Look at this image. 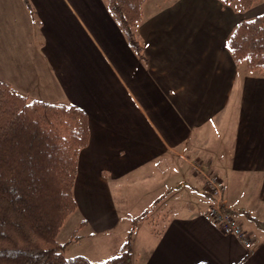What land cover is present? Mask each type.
<instances>
[{"label":"crops","instance_id":"crops-1","mask_svg":"<svg viewBox=\"0 0 264 264\" xmlns=\"http://www.w3.org/2000/svg\"><path fill=\"white\" fill-rule=\"evenodd\" d=\"M235 5L147 0L135 29L141 58L104 0H0V80L87 115L77 207L58 234L75 219L66 251L77 244L95 257L116 255L127 226L146 212L132 264H264V231L246 216L264 222V75L227 48L241 19L264 13V0L244 12ZM198 161L220 178L250 248L207 216ZM137 186L153 195L152 212L138 211ZM89 253L73 255L92 261Z\"/></svg>","mask_w":264,"mask_h":264},{"label":"trees","instance_id":"trees-1","mask_svg":"<svg viewBox=\"0 0 264 264\" xmlns=\"http://www.w3.org/2000/svg\"><path fill=\"white\" fill-rule=\"evenodd\" d=\"M104 1L130 47L143 58L135 29L147 0ZM221 1L235 2L244 12L260 0ZM227 48L235 62L264 75V13L241 19ZM88 142L83 109L29 99L0 80V264H132L134 229L146 212L132 220L119 252L101 262L66 255L70 241L57 239L77 207L73 187L79 153ZM246 216L264 231V222Z\"/></svg>","mask_w":264,"mask_h":264},{"label":"built area","instance_id":"built-area-1","mask_svg":"<svg viewBox=\"0 0 264 264\" xmlns=\"http://www.w3.org/2000/svg\"><path fill=\"white\" fill-rule=\"evenodd\" d=\"M196 172L204 177V191L210 196L211 203L207 216L226 235L238 238L245 248H250L253 239L251 234L243 227L238 217L228 208L222 197V182L213 172L205 170L198 161L193 164Z\"/></svg>","mask_w":264,"mask_h":264},{"label":"rangeland","instance_id":"rangeland-1","mask_svg":"<svg viewBox=\"0 0 264 264\" xmlns=\"http://www.w3.org/2000/svg\"><path fill=\"white\" fill-rule=\"evenodd\" d=\"M142 187L141 186H137V189H136V191H137V193H138V197L137 198H139L138 200H137V202H139V209H138V211L140 212V211H142L143 209H147V211L148 212H152L153 210H154V206H155V204H154V198H153V195H151V196H148V194H147V192H143V194L141 193L142 192ZM78 198H79V196H77ZM155 220H156V217L154 218ZM152 220L151 219V221H149V223H147V225L146 226H148V225H154L155 224V220ZM239 219H243L242 217H240ZM244 220V219H243ZM75 222V219L73 218V219H71L68 223H67V225H66V227L64 228V230H63V232H62V234H61V236H59V235H57V239H58V241L59 242H61V243H63L64 242V240H65V235H66V237H68V235L69 236H72L73 237V233L72 232H70L69 233V229L73 226V223ZM126 223H128L129 224V222H126ZM248 227H251V228H253L251 225H250V223H245ZM157 225V224H156ZM123 227H124V225L123 224H121V226H119V230H123ZM129 229H130V227H131V225H128L127 226ZM69 233V234H68ZM59 234V233H58ZM78 253H89L88 252V250H87V247H86V245H77V244H73V245H71L70 246V248H69V251H66L65 250V254L66 255H73V254H78ZM116 252H114V251H108L107 253H102V255H99L98 257H95V255L94 254H91V253H89V257H91L93 260V262H99V261H103V259H107V258H109V257H112L114 254H115Z\"/></svg>","mask_w":264,"mask_h":264}]
</instances>
